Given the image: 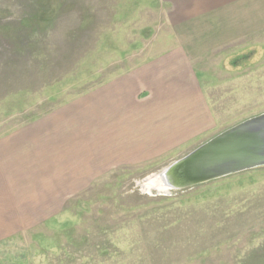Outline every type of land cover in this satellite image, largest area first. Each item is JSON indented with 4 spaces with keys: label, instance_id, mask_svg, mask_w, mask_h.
<instances>
[{
    "label": "rangeland",
    "instance_id": "374dc122",
    "mask_svg": "<svg viewBox=\"0 0 264 264\" xmlns=\"http://www.w3.org/2000/svg\"><path fill=\"white\" fill-rule=\"evenodd\" d=\"M169 9L165 0H0V137L155 58L184 61L207 119L147 159L63 190L58 215L0 242V264H264V166L183 189L145 186L264 113V27H173L183 21Z\"/></svg>",
    "mask_w": 264,
    "mask_h": 264
},
{
    "label": "crops",
    "instance_id": "0c3cea01",
    "mask_svg": "<svg viewBox=\"0 0 264 264\" xmlns=\"http://www.w3.org/2000/svg\"><path fill=\"white\" fill-rule=\"evenodd\" d=\"M165 1L168 16L183 21L173 27H264V0ZM183 65L182 59L155 58L63 112L1 136L0 242L58 215L63 190L78 191L93 175L138 161L140 153L145 159L157 144L162 149L183 138L188 125L207 121Z\"/></svg>",
    "mask_w": 264,
    "mask_h": 264
},
{
    "label": "water",
    "instance_id": "95a60500",
    "mask_svg": "<svg viewBox=\"0 0 264 264\" xmlns=\"http://www.w3.org/2000/svg\"><path fill=\"white\" fill-rule=\"evenodd\" d=\"M262 166L264 113L216 135L166 167L145 186L183 189Z\"/></svg>",
    "mask_w": 264,
    "mask_h": 264
},
{
    "label": "bare ground",
    "instance_id": "6f19581e",
    "mask_svg": "<svg viewBox=\"0 0 264 264\" xmlns=\"http://www.w3.org/2000/svg\"><path fill=\"white\" fill-rule=\"evenodd\" d=\"M151 180H152V179H151ZM151 180H150V181H151Z\"/></svg>",
    "mask_w": 264,
    "mask_h": 264
}]
</instances>
